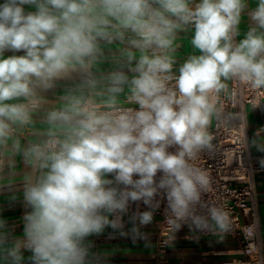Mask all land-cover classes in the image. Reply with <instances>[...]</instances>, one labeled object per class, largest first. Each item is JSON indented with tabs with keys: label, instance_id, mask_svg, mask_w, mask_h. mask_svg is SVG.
<instances>
[{
	"label": "clouds",
	"instance_id": "9594fccd",
	"mask_svg": "<svg viewBox=\"0 0 264 264\" xmlns=\"http://www.w3.org/2000/svg\"><path fill=\"white\" fill-rule=\"evenodd\" d=\"M246 8L247 0L0 3V156L30 167L22 236L0 218V264H26L25 252L27 264H93L89 237L122 229L139 202L149 210L130 217V231L146 239L136 221L151 224L161 197L170 225L191 216L197 227L228 230L226 210L201 203L210 177L196 161L214 151L213 96L226 81L264 89V0L237 42ZM189 30L194 54L174 71L178 33ZM112 44L120 57L102 70ZM40 112L23 146L18 133Z\"/></svg>",
	"mask_w": 264,
	"mask_h": 264
},
{
	"label": "crops",
	"instance_id": "0c3cea01",
	"mask_svg": "<svg viewBox=\"0 0 264 264\" xmlns=\"http://www.w3.org/2000/svg\"><path fill=\"white\" fill-rule=\"evenodd\" d=\"M0 3H3V0H0ZM247 3L248 8L241 16L240 35L235 38L237 42L244 38L251 25L248 12L256 7L257 0H247ZM25 10L34 11L35 9L25 6ZM192 35L191 30L178 33L177 64L174 66V71L189 55L194 54L189 43ZM121 47L122 45L118 44L104 46L105 63L100 65L102 70H111L116 66L113 59L120 57L119 48ZM12 54L6 52L5 56ZM229 81H226L227 85ZM60 95H62V88L58 87L55 92L48 93L47 99L52 103H58ZM42 116L43 112L38 113L34 117L35 123L18 133L23 146H27L36 138L35 129L40 127ZM245 120L251 161L253 164L264 166V106H247ZM29 174L30 167L26 161L19 157L7 159L0 156V189H6V186L9 185L15 186L13 191L0 192V218L8 222L17 237L22 236V217L25 211L22 190L24 180ZM13 193L18 197L16 201L10 199ZM255 200L257 226L264 260V173L255 180ZM132 227L133 224L130 222L123 224L122 229L106 228L102 234L89 237L93 264H158L154 257L156 227L152 224L139 226V231L146 239L138 237L135 241L130 231ZM24 256L27 264L30 253L25 252ZM238 258H241L240 243L236 238L215 227L207 228L205 232H201L196 224L185 222L180 224L174 235L166 254V262L163 264H221L225 260Z\"/></svg>",
	"mask_w": 264,
	"mask_h": 264
},
{
	"label": "built area",
	"instance_id": "2783aa9c",
	"mask_svg": "<svg viewBox=\"0 0 264 264\" xmlns=\"http://www.w3.org/2000/svg\"><path fill=\"white\" fill-rule=\"evenodd\" d=\"M213 102L219 110L218 117H213L209 126L214 151L202 154L196 161V165L206 170L210 177L201 203L226 210L229 227L224 232L240 243L241 258L225 260L221 264H264L255 200V180L264 173V166L251 161L245 120L247 106H264V89L252 88L244 81L230 80L225 91L213 96ZM148 210L142 203L130 204L128 212L123 215V224L130 223V217L135 213ZM166 210V202L161 197L151 223L156 227L154 257L158 264L166 262V254L180 224H195L190 216L177 221L178 227L170 225ZM202 214L203 209L197 206L194 215ZM136 225L140 226L138 220ZM199 230L205 232L207 228L199 227Z\"/></svg>",
	"mask_w": 264,
	"mask_h": 264
}]
</instances>
